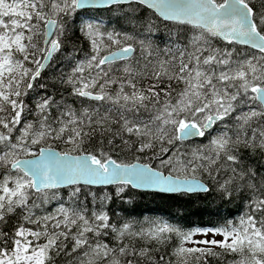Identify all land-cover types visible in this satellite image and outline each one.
Instances as JSON below:
<instances>
[{"label":"snow or ice","instance_id":"obj_1","mask_svg":"<svg viewBox=\"0 0 264 264\" xmlns=\"http://www.w3.org/2000/svg\"><path fill=\"white\" fill-rule=\"evenodd\" d=\"M0 264H264V0H0Z\"/></svg>","mask_w":264,"mask_h":264},{"label":"trees","instance_id":"obj_2","mask_svg":"<svg viewBox=\"0 0 264 264\" xmlns=\"http://www.w3.org/2000/svg\"><path fill=\"white\" fill-rule=\"evenodd\" d=\"M176 205H170L158 199L151 197H144L137 201V213L141 216H164L167 218L169 215L176 214ZM216 205L203 199H193L191 202L184 203L181 206V219L189 226L208 227L217 218L215 216ZM235 214L236 209L230 208Z\"/></svg>","mask_w":264,"mask_h":264}]
</instances>
